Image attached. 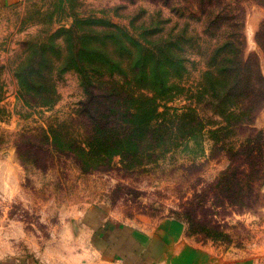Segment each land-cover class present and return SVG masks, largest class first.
Segmentation results:
<instances>
[{
    "label": "rangeland",
    "instance_id": "1",
    "mask_svg": "<svg viewBox=\"0 0 264 264\" xmlns=\"http://www.w3.org/2000/svg\"><path fill=\"white\" fill-rule=\"evenodd\" d=\"M263 2L214 0L212 26L201 0H23L0 10V264H115L93 241L99 226L154 231L165 219L181 223L187 245L264 264V168L249 180L254 187L246 203L252 208L232 203L238 197L216 182L232 161L247 158L248 150H235L264 129V106L249 124L227 126L209 99L192 95L210 53L227 36L247 54H258L264 70L257 41ZM166 42L193 45L182 79L187 91L178 86L156 100L157 123L163 124L156 136L162 138L148 141L145 163L121 155L92 161L75 147L89 140L92 126L78 113L90 84L132 78V88L143 90L135 83L140 67L157 61ZM41 44L57 61V102L51 106L23 99L15 75L28 50ZM94 47L104 51L97 60L123 67L91 69V54L79 51ZM189 108L199 117L185 125L177 115ZM51 125L64 138L48 149L43 137ZM26 137L35 148L20 145Z\"/></svg>",
    "mask_w": 264,
    "mask_h": 264
},
{
    "label": "trees",
    "instance_id": "2",
    "mask_svg": "<svg viewBox=\"0 0 264 264\" xmlns=\"http://www.w3.org/2000/svg\"><path fill=\"white\" fill-rule=\"evenodd\" d=\"M201 1L207 25L216 24V18L210 17L214 0ZM234 38L227 36L212 50L210 60L203 71V81L197 86V90L192 91V95L201 97L204 102L209 99L211 104H206L223 116L227 126L234 121L242 125L249 124L264 106V70L260 57L256 53L247 54L244 48L235 43ZM257 41L264 52V21L257 33ZM46 45L41 44L33 50H28L26 58L18 63L15 75L19 80V93L23 99L31 98L36 104L51 106L57 102V85L54 78L57 61L49 56ZM185 45L173 46L166 42L160 47V57L157 61L144 62L135 79V83H140L139 87L143 90L136 91L132 88L134 83L132 78L113 81L111 84L109 81L104 82L107 87L100 86L103 81L95 78L78 113L86 117L94 129L91 127L88 132L86 138L89 140H81L75 147L79 151L91 154L92 161L109 163L112 157L121 155L126 161L145 163L151 153L148 141L162 138L156 136L157 130L163 128L162 123H157V98L170 94L178 86L182 92L187 91L182 79L188 75L186 52L193 43ZM79 53L91 54L89 59L87 58L91 69L104 64L110 70H114L124 65V62L110 59L97 60L95 56L99 53L104 54V51L96 47L80 50ZM78 63L72 61L74 66ZM177 117L186 125L199 116L194 109L189 108ZM52 126L49 133L47 132L48 135L43 137L48 142V149L51 145L55 146L57 138H64V135L58 133ZM195 131L196 128H193L192 133H196ZM256 131L254 140L247 141L235 150L237 154H243L248 150L247 158L239 163L232 161L216 180L221 190L226 192L228 190L230 194L238 197L235 200L238 202L232 203L248 208L253 206L246 202L252 195L254 187L249 180L254 177L253 175L261 174L264 168V129ZM32 140L33 138L29 137L21 138L20 145L28 143L32 145Z\"/></svg>",
    "mask_w": 264,
    "mask_h": 264
},
{
    "label": "crops",
    "instance_id": "3",
    "mask_svg": "<svg viewBox=\"0 0 264 264\" xmlns=\"http://www.w3.org/2000/svg\"><path fill=\"white\" fill-rule=\"evenodd\" d=\"M22 1L0 0V10ZM93 241L102 247V257L115 264H248L242 257L217 256L212 247L187 245L183 226L170 219L154 231L108 223L93 232Z\"/></svg>",
    "mask_w": 264,
    "mask_h": 264
}]
</instances>
